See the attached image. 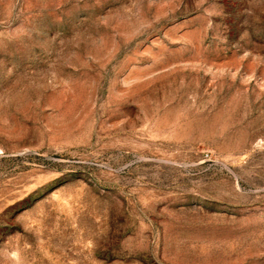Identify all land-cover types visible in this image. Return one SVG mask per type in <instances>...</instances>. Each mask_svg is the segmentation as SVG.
<instances>
[{
	"label": "rangeland",
	"instance_id": "374dc122",
	"mask_svg": "<svg viewBox=\"0 0 264 264\" xmlns=\"http://www.w3.org/2000/svg\"><path fill=\"white\" fill-rule=\"evenodd\" d=\"M0 264H264V0H0Z\"/></svg>",
	"mask_w": 264,
	"mask_h": 264
}]
</instances>
